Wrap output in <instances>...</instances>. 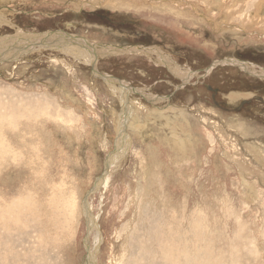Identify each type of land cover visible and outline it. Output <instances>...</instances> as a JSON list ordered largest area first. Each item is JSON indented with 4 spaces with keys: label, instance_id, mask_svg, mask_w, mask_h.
Listing matches in <instances>:
<instances>
[{
    "label": "rangeland",
    "instance_id": "obj_1",
    "mask_svg": "<svg viewBox=\"0 0 264 264\" xmlns=\"http://www.w3.org/2000/svg\"><path fill=\"white\" fill-rule=\"evenodd\" d=\"M108 1L0 0V264H264V0Z\"/></svg>",
    "mask_w": 264,
    "mask_h": 264
},
{
    "label": "bare ground",
    "instance_id": "obj_2",
    "mask_svg": "<svg viewBox=\"0 0 264 264\" xmlns=\"http://www.w3.org/2000/svg\"><path fill=\"white\" fill-rule=\"evenodd\" d=\"M161 1V0H160ZM236 1V0H235ZM261 1V0H260ZM259 1V2H260ZM108 2H112V0L111 1H108ZM113 2H115V1H113ZM118 3V2H117ZM122 3V2H121ZM219 3V2H218ZM228 3V2H227ZM261 3V2H260ZM110 4V3H109ZM108 4V5H109ZM113 3H111V5H112ZM115 5H116V3H114ZM114 4H113V6H114ZM122 4H124V2L122 3ZM156 4V3H155ZM224 4V3H223ZM223 4H222V6H223ZM233 4V3H232ZM118 5V4H117ZM121 5V4H120ZM130 5V4H129ZM227 5V4H226ZM122 6V5H121ZM137 6V5H136ZM233 6V5H232ZM119 7V6H118ZM230 7V6H229ZM232 8V7H231ZM258 8V7H257ZM222 9V8H221ZM224 9V8H223ZM227 9V8H226ZM225 10V9H224ZM232 11H233V9H232ZM232 11H230V13H232ZM257 12V11H256ZM229 13V12H228ZM227 12H226V14H228ZM233 13H235V12H233ZM246 13V12H245ZM254 13V12H253ZM215 15V14H214ZM221 15V14H220ZM219 15V16H220ZM248 15V14H247ZM251 15V14H250ZM249 15V16H250ZM226 16V15H225ZM255 16V15H254ZM256 17V16H255ZM227 18V17H226ZM246 18V17H245ZM228 19V18H227ZM256 19V18H255ZM215 20H217V17L215 18ZM247 20V19H246ZM248 22H249V20H247ZM252 21H254L253 19H252ZM214 22H216V21H214ZM245 23V22H244ZM257 24V23H256ZM22 34H24V33H22ZM25 35V34H24ZM27 35V34H26ZM40 35H38V36H36L37 38L39 37ZM36 38V39H37ZM39 38H42V37H39ZM44 39V38H43ZM42 39V40H43ZM67 44L69 45V43H68V40H67V42L65 43V44H60L58 47H66L67 46ZM89 44V43H88ZM87 44V41H86V44H83V42H82V44H80V46H82V47H80V48H83L82 50H80L79 52H77L75 55H76V57H78V58H80V59H84V60H89V62H92L93 64H95V59L97 58L96 56H95V54H94V51L92 50L93 48H92V46L89 48V46L91 45V44H89L88 45ZM38 46H42V44H40V45H38ZM33 47H37V46H33ZM58 47H56V48H58ZM83 50L84 51H86V52H83ZM140 51V50H139ZM87 53V54H86ZM93 56L94 58H92V57H90V56ZM57 61V60H56ZM235 62V61H234ZM96 65V64H95ZM240 66H242V68H244V69H246V70H248V71H250L252 74H254V75H259V76H261V77H264V69H261L260 71H254L255 69L252 67L251 69L252 70H249V68H248V65L247 64H244V63H240ZM253 66H255V65H253ZM261 68V67H260ZM96 76H99V73H96ZM101 76H102V74H101ZM103 78H108V79H112V77L111 76H107V75H104V76H102ZM112 82H113V80H112ZM125 84L124 83H122V89H121V91H119L118 90V88L117 89H115V86L113 87L114 88V92L116 91V93L117 92H124V93H126V88L125 87H123ZM129 88V87H128ZM128 94V93H127ZM122 95H126V94H122ZM127 99V98H126ZM127 101V100H126ZM129 109H131L130 107H129ZM128 109V110H129ZM168 112V111H167ZM178 112V111H177ZM181 112V111H180ZM41 113H43V112H41ZM162 113V112H161ZM44 114V113H43ZM177 115H178V113H176ZM45 115V114H44ZM175 115V114H174ZM181 115H182V118H181V116L180 115H178L179 116V118L180 119H178V120H176V122H178L179 120H181L180 122H183V120H185V121H189L190 120V118H192V115H189V114H187L186 112H181ZM205 116V115H204ZM125 117V116H124ZM194 117V116H193ZM44 119V118H43ZM236 120V119H235ZM200 121V129L201 130H203L204 131V135H205V138H206V140H207V142H205V146H203V149L205 150V151H210V150H212V149H214V148H216V145H217V139L215 138V136H221L220 137V140H221V143L224 145V146H226V148L228 149V156H227V158L228 159H231V158H229L232 154H240V153H237L238 152V150H237V148H239L238 146H236L235 147V144H236V140H234L233 139V133L231 132V131H229V132H227V131H224V130H222V128H220L219 127V124L216 122V121H214V119H210V118H205V117H202L201 118V120H199ZM125 122V121H124ZM188 123V122H187ZM187 123H183V124H187ZM72 125H75L74 124V122L72 123ZM77 125V124H76ZM122 126H123V124H122ZM133 126V125H132ZM214 128V129H216V131H217V134L216 135H214L213 134V131H212V129L211 128ZM229 127H231V129H232V127H233V129H234V127H236L235 129L236 130H241V133H252V131H251V126H250V124H248V123H246V122H239L238 124H236V125H234V123H229ZM137 129H135V130H139L140 129V126H138L137 125V127H136ZM211 129V130H210ZM245 130V131H244ZM141 134V133H140ZM185 135V136H184ZM168 139V138H167ZM169 139H170V141H169ZM168 139V141L169 142H171V143H173V144H170V145H172V146H174V149H176V150H178V153L179 154H181L180 153V151L184 154V155H187V157L193 152V150H194V145H192L191 146V144H192V142L190 141V140H188L189 138H188V136L186 135V131H184V130H178V128H176V127H173L172 129H171V137ZM206 144H207V146H206ZM240 146V145H239ZM248 146H250V145H248ZM124 148V147H123ZM252 148V147H251ZM251 148H249V149H251ZM253 149V148H252ZM203 151V150H202ZM201 151V152H202ZM204 151V153H206ZM254 153H255V156L257 155L258 157H259V161L260 162H262V163H264V154H260L259 152H257V151H253ZM168 153H170V152H168ZM203 153V152H202ZM208 153V152H207ZM262 153V152H261ZM243 154V153H242ZM208 155V154H207ZM244 155V154H243ZM245 155H246V153H245ZM142 158L143 157H141L140 156V160H142ZM233 158V157H232ZM245 158V157H244ZM243 158V159H244ZM248 158V157H247ZM240 159V158H239ZM232 160H234V159H232ZM235 160H237V159H235ZM245 160V159H244ZM248 160V159H247ZM204 161V160H203ZM111 162V161H110ZM240 162H242V161H240ZM112 163V162H111ZM238 163V162H237ZM244 163V162H243ZM235 164V163H234ZM246 164V163H245ZM248 164V163H247ZM245 165V167L246 166H248V165ZM111 165V164H110ZM236 165V164H235ZM243 165V164H242ZM261 165V164H260ZM239 166V165H238ZM232 168V167H231ZM247 169V168H246ZM244 170H245V168H244ZM250 170V169H249ZM241 171V170H240ZM245 171H247V170H245ZM245 171H241L242 173H240V176H241V183H242V185H243V187H244V189L248 192V193H250V191H253V189H255V192L254 193H258V191H259V182H257V181H251V180H249L248 178H249V175H247V173H245ZM111 171L109 172V168H107V170H106V174H105V176L102 178L103 180H102V182H100V184H104V190L108 187V185L110 184L109 182H110V177H111ZM238 174V173H237ZM251 174V173H250ZM252 177V176H251ZM250 177V178H251ZM241 185V184H240ZM241 185V186H242ZM243 189V188H242ZM247 193V194H248ZM259 194V193H258ZM249 196V195H248ZM99 219V215L97 216V220ZM95 221H93V223H94ZM95 226V228H96V232H97V234L95 235V237H94V239H93V242H90L89 243V241H85V246H86V249H88L89 251V258H91V260L93 261V264H100V261H99V256H100V251H101V248H100V246H101V244L103 243V242H105V240H104V238H103V236H102V234H101V232H100V224H99V222L97 221V223L94 225ZM90 227V226H89ZM92 227V226H91ZM91 227H90V231H91ZM90 234H91V232H90ZM112 250V249H111ZM115 253H113L112 251H111V253H110V255L108 256V264H116V260H115ZM91 263V261H88V263ZM87 263V262H86Z\"/></svg>",
    "mask_w": 264,
    "mask_h": 264
},
{
    "label": "water",
    "instance_id": "obj_3",
    "mask_svg": "<svg viewBox=\"0 0 264 264\" xmlns=\"http://www.w3.org/2000/svg\"><path fill=\"white\" fill-rule=\"evenodd\" d=\"M72 36V35H71ZM75 42V41H74ZM88 42V41H87ZM75 43H78V42H75ZM79 44H81V43H79ZM89 44H91L90 42H89ZM90 46H92V50L94 51V54H95V56L98 58V56H99V52L100 51H97L96 50V46H94V45H90ZM92 66H93V72L95 73V75H96V73H99V75L101 76V74H100V72L97 70V68H96V65L95 64H92ZM102 76H104L103 74H102ZM108 76V75H107ZM102 178V177H101ZM89 194H90V192H89Z\"/></svg>",
    "mask_w": 264,
    "mask_h": 264
}]
</instances>
